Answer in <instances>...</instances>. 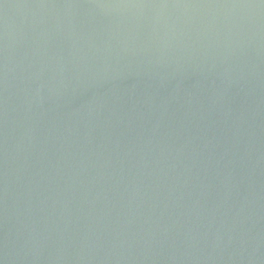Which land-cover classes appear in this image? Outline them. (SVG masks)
I'll return each instance as SVG.
<instances>
[{"label":"water","instance_id":"water-1","mask_svg":"<svg viewBox=\"0 0 264 264\" xmlns=\"http://www.w3.org/2000/svg\"><path fill=\"white\" fill-rule=\"evenodd\" d=\"M0 264H264V0H0Z\"/></svg>","mask_w":264,"mask_h":264}]
</instances>
